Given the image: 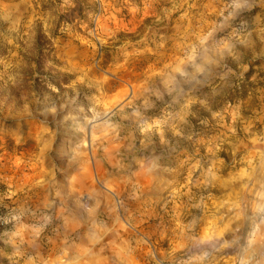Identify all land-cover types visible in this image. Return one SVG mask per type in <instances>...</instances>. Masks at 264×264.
Returning <instances> with one entry per match:
<instances>
[{
    "label": "rangeland",
    "instance_id": "1",
    "mask_svg": "<svg viewBox=\"0 0 264 264\" xmlns=\"http://www.w3.org/2000/svg\"><path fill=\"white\" fill-rule=\"evenodd\" d=\"M0 264H264V0H0Z\"/></svg>",
    "mask_w": 264,
    "mask_h": 264
}]
</instances>
